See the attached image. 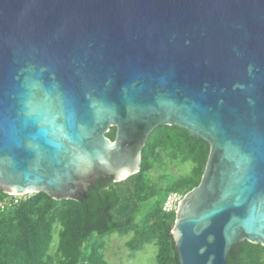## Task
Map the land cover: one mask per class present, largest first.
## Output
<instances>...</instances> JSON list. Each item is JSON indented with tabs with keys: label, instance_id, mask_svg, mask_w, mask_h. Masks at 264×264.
Listing matches in <instances>:
<instances>
[{
	"label": "water",
	"instance_id": "obj_1",
	"mask_svg": "<svg viewBox=\"0 0 264 264\" xmlns=\"http://www.w3.org/2000/svg\"><path fill=\"white\" fill-rule=\"evenodd\" d=\"M159 126L211 147L178 264L264 247V0H0L4 193L79 201L139 173Z\"/></svg>",
	"mask_w": 264,
	"mask_h": 264
},
{
	"label": "trees",
	"instance_id": "obj_2",
	"mask_svg": "<svg viewBox=\"0 0 264 264\" xmlns=\"http://www.w3.org/2000/svg\"><path fill=\"white\" fill-rule=\"evenodd\" d=\"M115 134L112 128L107 136ZM210 150L185 129L159 126L142 151L139 173L121 182L100 178L79 201L37 193L10 206L0 189V264H110L105 239L116 234L130 235L131 252L153 244L157 264H178L171 236L176 212H164L163 204L169 193L185 196L200 184ZM187 163L190 173L181 174L177 168ZM227 264H264V247L244 241Z\"/></svg>",
	"mask_w": 264,
	"mask_h": 264
},
{
	"label": "rangeland",
	"instance_id": "obj_3",
	"mask_svg": "<svg viewBox=\"0 0 264 264\" xmlns=\"http://www.w3.org/2000/svg\"><path fill=\"white\" fill-rule=\"evenodd\" d=\"M192 165L187 163L177 169L181 174H189ZM173 175H177L176 171ZM57 236H55L56 238ZM130 235H112L105 239L107 243L106 258L110 264H157V249L153 244H147L141 249L131 252L126 246Z\"/></svg>",
	"mask_w": 264,
	"mask_h": 264
},
{
	"label": "built area",
	"instance_id": "obj_4",
	"mask_svg": "<svg viewBox=\"0 0 264 264\" xmlns=\"http://www.w3.org/2000/svg\"><path fill=\"white\" fill-rule=\"evenodd\" d=\"M28 195H11L7 198V202L10 206L19 204L21 200L27 198ZM183 196L178 192H171L167 195L163 204V211L171 213L177 209V206Z\"/></svg>",
	"mask_w": 264,
	"mask_h": 264
},
{
	"label": "clouds",
	"instance_id": "obj_5",
	"mask_svg": "<svg viewBox=\"0 0 264 264\" xmlns=\"http://www.w3.org/2000/svg\"><path fill=\"white\" fill-rule=\"evenodd\" d=\"M7 195H9V194H7ZM11 195H15V194H11ZM26 195H32V194H26ZM184 197V196H183ZM177 208H178V206H177ZM177 210V209H176ZM176 210H175V212H176Z\"/></svg>",
	"mask_w": 264,
	"mask_h": 264
},
{
	"label": "flooded vegetation",
	"instance_id": "obj_6",
	"mask_svg": "<svg viewBox=\"0 0 264 264\" xmlns=\"http://www.w3.org/2000/svg\"><path fill=\"white\" fill-rule=\"evenodd\" d=\"M110 177V176H109Z\"/></svg>",
	"mask_w": 264,
	"mask_h": 264
}]
</instances>
